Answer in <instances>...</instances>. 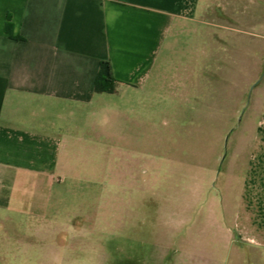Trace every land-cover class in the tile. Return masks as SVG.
Segmentation results:
<instances>
[{
	"label": "rangeland",
	"instance_id": "obj_1",
	"mask_svg": "<svg viewBox=\"0 0 264 264\" xmlns=\"http://www.w3.org/2000/svg\"><path fill=\"white\" fill-rule=\"evenodd\" d=\"M198 19L144 91L105 96L103 137L70 145L62 180L26 193L78 230L56 264H264V0Z\"/></svg>",
	"mask_w": 264,
	"mask_h": 264
},
{
	"label": "crops",
	"instance_id": "obj_2",
	"mask_svg": "<svg viewBox=\"0 0 264 264\" xmlns=\"http://www.w3.org/2000/svg\"><path fill=\"white\" fill-rule=\"evenodd\" d=\"M209 3L0 0V264H56L78 230L31 196L62 180L70 145L98 143L105 96L144 91L170 49L195 36ZM102 60L112 92L94 88ZM255 192L264 207V183Z\"/></svg>",
	"mask_w": 264,
	"mask_h": 264
},
{
	"label": "trees",
	"instance_id": "obj_3",
	"mask_svg": "<svg viewBox=\"0 0 264 264\" xmlns=\"http://www.w3.org/2000/svg\"><path fill=\"white\" fill-rule=\"evenodd\" d=\"M111 64L108 60H102L95 79L94 88L98 92H112L114 90Z\"/></svg>",
	"mask_w": 264,
	"mask_h": 264
}]
</instances>
